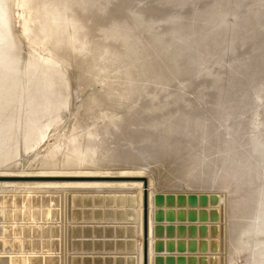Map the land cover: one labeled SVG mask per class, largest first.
<instances>
[{"label":"rangeland","instance_id":"374dc122","mask_svg":"<svg viewBox=\"0 0 264 264\" xmlns=\"http://www.w3.org/2000/svg\"><path fill=\"white\" fill-rule=\"evenodd\" d=\"M0 173L145 176L149 264L153 194L264 264V0H0ZM2 181L0 264H64L75 192L135 193L141 234L142 182Z\"/></svg>","mask_w":264,"mask_h":264},{"label":"water","instance_id":"95a60500","mask_svg":"<svg viewBox=\"0 0 264 264\" xmlns=\"http://www.w3.org/2000/svg\"><path fill=\"white\" fill-rule=\"evenodd\" d=\"M3 180H59V179H102V180H122L135 179V177H80V176H20L8 175L0 176ZM144 185H146V177H141ZM146 188V187H144ZM190 196V195H189ZM45 197V196H43ZM191 197V196H190ZM214 197V196H213ZM136 194L135 193H102V192H85L83 194H71L72 210L70 211L69 225L67 224V216L64 219V264H67V236L69 235L70 263L72 264H138L137 253L139 249L138 237L141 235V264L148 262V221H147V194L146 190L142 191V211H141V234L137 228V212H136ZM193 198V197H192ZM170 201V203H167ZM153 209L151 221V252L152 264H217L215 253L219 249L218 225L210 224L208 227L198 224L177 225L166 224L171 221H182L184 219L183 212L168 208L164 211V207H172L174 205V197L171 195L163 196L161 194H153ZM182 205V204H180ZM174 205L176 207L180 206ZM103 206L110 207L101 209ZM173 206V207H174ZM112 207L116 209L113 210ZM125 207V208H124ZM178 211V212H177ZM176 216L177 218H173ZM192 216L194 214L192 213ZM216 216V215H215ZM41 218V219H40ZM197 219V218H196ZM214 219V218H213ZM217 219V218H216ZM41 221H57V217L50 219L48 216L35 219ZM34 220V221H35ZM90 221H109L116 223L94 224L90 225L85 222ZM194 221L189 215L187 222ZM198 221V220H197ZM213 221V220H212ZM120 222V223H119ZM122 222H127L122 223ZM165 223V224H164ZM16 227V226H14ZM40 230L52 229V234L56 235L57 225H41L36 226ZM69 229V231H68ZM42 232V231H41ZM140 234V235H139ZM43 235V234H42ZM41 234L37 235L33 244L34 252H56L55 246H51L41 241ZM42 237V236H41ZM180 238L174 240L173 238ZM207 237V239H206ZM186 238V239H184ZM197 238V239H195ZM42 243V248L40 244ZM55 243V242H54ZM39 245V246H38ZM17 250V249H16ZM8 252L0 246V252ZM18 251V250H17ZM114 252L105 255H80L76 252ZM190 252L197 254L175 255L162 254V252ZM126 252V256H124ZM74 253V254H72Z\"/></svg>","mask_w":264,"mask_h":264},{"label":"bare ground","instance_id":"6f19581e","mask_svg":"<svg viewBox=\"0 0 264 264\" xmlns=\"http://www.w3.org/2000/svg\"><path fill=\"white\" fill-rule=\"evenodd\" d=\"M6 3H8V2H6ZM39 3H41V2H39ZM6 5V4H5ZM37 5L38 4H36L35 3V1H34V3H33V5H30V8L33 10V15H36V14H38V11H39V13L41 14V12H40V10L38 9V7H37ZM8 7V6H7ZM6 7V8H7ZM5 8V9H6ZM6 10H8V8L6 9ZM43 13V12H42ZM7 16V15H6ZM5 16V17H6ZM75 16H76V14L73 16V18H75ZM59 17H60V15H59ZM58 17V18H59ZM54 18H56V17H54ZM7 19V18H6ZM79 19V16L77 15L76 16V20H78ZM57 20V19H56ZM8 22V21H7ZM54 23H57V21L56 22H54ZM54 25H56V24H54ZM54 25L52 26V27H54ZM50 32L52 33V35L54 36L55 35V37L56 38H58L59 36V38H61L62 36H63V31L61 32V30L60 29H55V28H52L51 30H50ZM59 35V36H58ZM59 40V39H58ZM45 59V58H44ZM40 62H41V60H40ZM40 94V93H39ZM83 174L84 173H76L75 174V176H80V177H92V176H95V175H88V176H83ZM8 176V175H20V176H68V173L67 174H65V173H50V174H46V173H39V174H18V173H16V174H14V173H11V174H1L0 173V176ZM74 175H73V177H75ZM122 176H126V175H121V176H116V177H122ZM97 177H101V176H97ZM102 177H106V176H102ZM127 177H135V179H122V180H117V181H139V182H142V184H143V190H146V194H147V221L149 220V225H148V239H149V233H150V230H149V226H150V216H149V219H148V193H147V186H148V182H147V178H146V185H144V183H143V181H142V179H140L141 177H145V176H127ZM0 180H3V179H0ZM59 180H65V179H59ZM66 180H79V181H101L102 179H66ZM110 181V180H109ZM0 183H7V184H17V183H20V182H6V181H2V182H0ZM24 183V182H23ZM49 183H51L52 184V182H26V184H30V185H39V186H45V185H51V184H49ZM56 183H58V182H54V184H56ZM25 183L24 184H22V185H26ZM144 187H146V188H144ZM142 190V191H143ZM141 206H142V200H141ZM140 244V243H139ZM148 245L150 246V243H149V241H148ZM149 246H148V249H149ZM149 250H148V262H147V264H149ZM125 254H127L126 252H124ZM124 254V255H125ZM140 259H141V257H140ZM70 264H72V263H70Z\"/></svg>","mask_w":264,"mask_h":264},{"label":"crops","instance_id":"0c3cea01","mask_svg":"<svg viewBox=\"0 0 264 264\" xmlns=\"http://www.w3.org/2000/svg\"><path fill=\"white\" fill-rule=\"evenodd\" d=\"M85 223H88L90 225H94V224H100V225H104V224H109V223H116V222H109V221H90V222H85ZM120 223V222H119ZM122 223H127V222H122ZM196 253V252H195ZM195 253H190V252H162V254H177V255H180V254H183L184 256L187 255V254H195ZM74 254V253H72ZM75 254H80V255H94V254H98V255H105V254H113L115 255L116 253L114 252H104V251H100V252H93V251H81L79 253H75ZM124 254V253H123Z\"/></svg>","mask_w":264,"mask_h":264}]
</instances>
